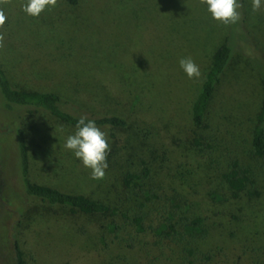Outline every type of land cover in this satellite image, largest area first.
I'll list each match as a JSON object with an SVG mask.
<instances>
[{
	"label": "rangeland",
	"instance_id": "1",
	"mask_svg": "<svg viewBox=\"0 0 264 264\" xmlns=\"http://www.w3.org/2000/svg\"><path fill=\"white\" fill-rule=\"evenodd\" d=\"M238 2L243 5L240 9L242 19L230 25L235 52L209 110V134L218 156L225 161L238 160L251 169V179L255 182L252 188L262 193L260 202L263 205L264 162L253 156L250 137L254 114L264 98V88L250 59L254 57L264 62V0L258 12H253L252 0ZM26 3L27 0H10V3L0 4L7 17L0 27V34L4 35L0 64L7 75L12 77L18 71L20 76L26 75L23 78H27L29 87L37 90L86 91L101 107L107 106L111 111L118 110L128 116L136 113L126 147L118 152L116 159L107 161L109 169L104 179H92L91 170L87 169L82 181L77 176L66 180L73 185L81 182L89 198L113 205L112 181L117 180L118 174L134 170L137 165L133 159L129 162L128 156L140 154L142 148L147 150L144 151L146 154L160 155L167 150L155 119L163 116L190 125L192 104L213 54L228 35L229 25L214 20L207 5L200 0H80L82 5L75 10L65 8L61 0H57L56 7L46 9L39 17L22 11ZM186 57H191L200 67L198 79H190L181 69L179 61ZM141 64H155L156 68L138 80H149L147 86L153 91L154 99L139 96L144 86L140 83L127 88L115 85L118 79H113L115 83L109 90L113 95H110L92 82L103 73L111 80L136 72ZM78 81L81 83L77 84ZM68 82L71 84L67 85ZM72 87L77 91L71 90ZM16 111V108L7 109L0 92V264H15L14 239L21 221L20 212L25 208L14 135ZM35 121L26 118L24 123L33 128ZM43 123L41 128L49 126L52 131L58 130L51 119H43ZM134 212L140 211L135 209ZM184 214L183 221L176 226L179 231L184 230L187 220L193 216L205 219L194 208ZM223 219L221 215L205 219V226L210 230L214 223L220 227L219 234L213 239L208 236L190 242L187 246L198 249L201 258L200 254H205L208 247L218 245L229 253L221 264L260 262L257 256L262 258L263 252L257 250L264 248V234L256 220L250 221L245 234L224 225ZM94 222L89 219L81 222L77 217L65 222L48 221L40 225L41 233L33 234L34 237H19L27 264H96L94 260L80 256H88L98 247L89 227ZM122 246L113 245L110 251L120 264H182L177 248L172 250L174 254L168 261L149 262L150 258L147 261L148 255L141 247L142 251L137 253L126 251ZM153 253L157 254L158 250ZM194 263L213 264L203 259Z\"/></svg>",
	"mask_w": 264,
	"mask_h": 264
},
{
	"label": "trees",
	"instance_id": "2",
	"mask_svg": "<svg viewBox=\"0 0 264 264\" xmlns=\"http://www.w3.org/2000/svg\"><path fill=\"white\" fill-rule=\"evenodd\" d=\"M61 2L70 10L79 9L82 5L80 0ZM231 29L229 25L228 35L211 58L191 107L190 125L176 123L163 116L155 119L167 150L160 155L150 152L148 155L144 152L147 150L140 147V154L128 156L129 162L132 163L133 159L137 165L134 170L118 174L117 180L112 181L113 205L89 198L81 182L73 185L66 181L71 176H77L82 181L88 170L64 145L67 136L75 131L79 118L86 115L108 134L111 150L107 161L116 159L118 152L126 147L127 135L133 128L131 121L136 120V113L128 116L118 110L111 111L107 106L101 107L86 91L60 93L50 88L33 89L27 84V78H23L26 75L22 77L16 71L9 77L0 64V92L7 109L17 110L14 135L25 199L14 239L15 264H27L19 237H34L33 234L41 231V224L65 222L72 217L81 222L86 219L95 221L89 227L98 247L88 256H80L83 259L86 256L96 264H120L110 254L113 245H123L124 250L137 253L143 249L148 255L147 261L150 258L149 262L159 259L168 261L174 254L172 250L177 248L182 264H195L202 259L213 264L224 263L229 253L216 244L213 248L208 247L207 255L200 254L201 258L198 257V249L187 246L190 242L208 236L213 239L219 234L220 227H216V223L211 225V230L205 226V219L214 216L221 215L226 222L224 225L245 234L250 221L256 220L264 234L262 193L252 188L255 182L251 179V169L238 160L225 161L218 156L209 134V110L235 52L231 44ZM250 60L264 88V62L254 57ZM153 68H156L155 64H141L136 72L131 71L119 78L107 76L111 79L108 80L104 73L91 78L110 95H113L109 91L115 83L113 79H118L115 85L127 88L140 83L144 86L139 96L154 99L153 91L147 86L149 80L138 81ZM75 87L71 90L77 91ZM26 118L35 119V127L27 126L24 123ZM43 119L53 120L58 130L52 131L49 126L41 128L45 124ZM250 146L253 156L264 162V98L254 114ZM192 208L201 212L205 219L193 216L187 220L183 231L177 230L176 226L183 221V214ZM135 209L140 212L135 213ZM144 209L148 210L145 212ZM220 225L223 226L222 223ZM155 249L157 254L153 253ZM259 250L263 252L262 258L257 256L261 261L253 260L248 264H264V248Z\"/></svg>",
	"mask_w": 264,
	"mask_h": 264
},
{
	"label": "clouds",
	"instance_id": "3",
	"mask_svg": "<svg viewBox=\"0 0 264 264\" xmlns=\"http://www.w3.org/2000/svg\"><path fill=\"white\" fill-rule=\"evenodd\" d=\"M207 5V11L212 18L225 26L236 24L242 19V3L238 0H200ZM10 3V0H0V4ZM57 6V0H27L22 6V11L27 15L39 17L46 9ZM262 7V0H252L253 12H258ZM7 17L0 8V27L6 23ZM4 35L0 34V48L4 46ZM181 69L192 78L201 76L200 67L191 57L181 58ZM64 147L74 153L83 166L91 170V178L102 180L106 176L108 168L107 157L111 150L108 134L101 130L94 120L86 115L79 118L75 125V131L66 138Z\"/></svg>",
	"mask_w": 264,
	"mask_h": 264
}]
</instances>
